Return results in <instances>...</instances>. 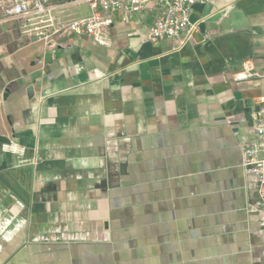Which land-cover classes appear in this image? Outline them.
I'll return each mask as SVG.
<instances>
[{
	"label": "crops",
	"instance_id": "crops-1",
	"mask_svg": "<svg viewBox=\"0 0 264 264\" xmlns=\"http://www.w3.org/2000/svg\"><path fill=\"white\" fill-rule=\"evenodd\" d=\"M191 18L178 48L147 40L150 10L115 13L103 45L47 41L52 29L24 32L0 6V264H264L242 167L264 96V0H205ZM248 58L262 76L236 81Z\"/></svg>",
	"mask_w": 264,
	"mask_h": 264
},
{
	"label": "built area",
	"instance_id": "built-area-1",
	"mask_svg": "<svg viewBox=\"0 0 264 264\" xmlns=\"http://www.w3.org/2000/svg\"><path fill=\"white\" fill-rule=\"evenodd\" d=\"M50 0H0L9 18L18 19L24 32H33L31 26L43 23L39 32L43 38L50 39L54 34L87 36L93 42L107 45L110 41V28L113 15L120 13L123 21H129L147 10L154 13L153 23L149 28L147 40L158 42L163 38L173 39L182 48L193 38L196 26L192 22L195 6L205 0H88L92 12L77 19L54 18L50 16ZM56 19V20H55ZM205 37L209 35L205 34ZM53 49L56 44L48 43ZM55 50V49H54ZM262 76L254 59L248 58L242 68L234 74L236 81L251 80ZM251 132L254 140L242 149V167L257 193L255 209L261 215L260 223L264 230V96L252 116ZM6 151L23 153L15 144H3Z\"/></svg>",
	"mask_w": 264,
	"mask_h": 264
},
{
	"label": "water",
	"instance_id": "water-1",
	"mask_svg": "<svg viewBox=\"0 0 264 264\" xmlns=\"http://www.w3.org/2000/svg\"><path fill=\"white\" fill-rule=\"evenodd\" d=\"M0 141L1 142H7V139L3 138V137H0Z\"/></svg>",
	"mask_w": 264,
	"mask_h": 264
}]
</instances>
